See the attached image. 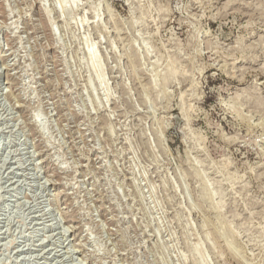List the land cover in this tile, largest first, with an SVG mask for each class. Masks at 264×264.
<instances>
[{
  "label": "rangeland",
  "instance_id": "rangeland-1",
  "mask_svg": "<svg viewBox=\"0 0 264 264\" xmlns=\"http://www.w3.org/2000/svg\"><path fill=\"white\" fill-rule=\"evenodd\" d=\"M0 264H264V0H0Z\"/></svg>",
  "mask_w": 264,
  "mask_h": 264
}]
</instances>
